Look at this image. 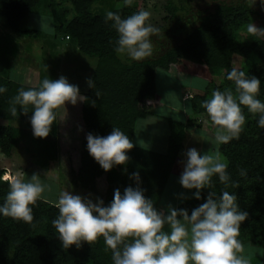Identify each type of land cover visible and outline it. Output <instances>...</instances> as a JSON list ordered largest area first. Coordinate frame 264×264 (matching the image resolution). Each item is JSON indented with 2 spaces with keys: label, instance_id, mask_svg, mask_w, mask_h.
I'll return each instance as SVG.
<instances>
[{
  "label": "trees",
  "instance_id": "1",
  "mask_svg": "<svg viewBox=\"0 0 264 264\" xmlns=\"http://www.w3.org/2000/svg\"><path fill=\"white\" fill-rule=\"evenodd\" d=\"M76 1L72 5L74 29L69 32L75 38L78 51L96 60L91 78L94 86L80 93L87 98L84 102L78 101L74 106L66 104V118L61 111L58 123L52 126L46 138L40 139L32 134V106L22 108L12 103L20 89L31 86L15 82L10 77L11 64L18 55L16 36L30 41L37 38V31L23 27L22 22L42 0H0V17L5 29V32L0 29V86L6 88L0 94V120L26 123V129L0 126V151L9 157L12 148L23 142L28 146L26 154L36 169L55 177L56 166L59 167L58 198L66 190L87 197L79 193L85 190L102 199L105 206L112 201L115 189L123 193L126 187L137 186L132 173L138 172L139 187L157 208L182 150V132L186 128L183 121L168 119V138L163 152L134 145L128 152L127 163L114 166L108 172L89 156L86 135L106 136L116 127L133 140L137 121L153 115L160 106L155 85L156 69L166 72L181 69L208 80L209 84L200 96L184 102L188 114L194 111L209 122L202 102L210 99L215 89L235 90L234 83L228 81L226 75L233 68V56L238 55L243 64L237 69L260 80L257 98L264 102V35L253 36L250 42L236 46L235 32L249 23L252 11L244 4L221 5L204 16L178 46L152 59L123 62L115 51L117 32L113 22L106 20V13L112 11L121 18L128 17L124 0ZM171 2L167 0L166 5L169 16L176 11ZM222 72L224 89L213 83L214 77ZM13 106L17 108L16 115L10 111ZM241 107L245 124L239 137L226 144L218 142L216 146V153H220L228 165V184L213 176L211 186L202 190L200 200L184 201L177 209L189 210L194 203L204 200L208 191L215 193L216 197L228 191L236 196L239 209L248 213L240 225L237 239L264 248V128L257 124L258 114ZM197 130H202L200 124ZM7 173L0 169V204L9 191ZM191 193L187 191V196ZM31 207L33 221L30 223L0 215V264H113L111 250L103 237L90 244L81 242L79 248L73 245L67 249L62 245L51 223L58 216L56 202L41 197Z\"/></svg>",
  "mask_w": 264,
  "mask_h": 264
},
{
  "label": "clouds",
  "instance_id": "2",
  "mask_svg": "<svg viewBox=\"0 0 264 264\" xmlns=\"http://www.w3.org/2000/svg\"><path fill=\"white\" fill-rule=\"evenodd\" d=\"M260 2L264 4V0ZM124 3L128 5L131 0ZM149 17L150 13L144 10L126 18L112 11L106 13V20L113 22L118 35L115 48L118 54L134 61L152 54L150 37L159 30L149 22ZM248 31L264 34V29L253 24L248 26ZM226 79L234 83L235 94L231 88L215 89L211 98L201 105L216 126V141L224 144L237 139L242 131L245 115L241 106L249 113L258 114L257 124L264 128V102L257 98L260 80L236 67L227 72ZM86 83L90 88L94 86V80ZM5 91L6 88L0 86V94ZM86 99L77 85L61 76L56 80L46 77L37 87L20 89L12 103L22 108L32 106V134L43 139L58 123L61 111L66 118V104L74 106ZM10 111L16 115L17 108L13 106ZM85 139L89 156L104 172L125 165L129 160L128 152L134 147L129 136L116 127L106 136L88 133ZM182 165L179 184L191 191L196 200L201 199L202 190L211 186L213 176L226 185L230 179L227 162L218 152L209 155L195 147L189 148ZM132 178L137 186L126 187L123 193L115 189L107 206L98 197L93 202L90 197L73 194L70 190L61 192L56 202L58 216L51 223L62 245L67 249L73 245L79 248L81 242L90 244L103 237L111 250L113 264H250L242 255L243 244L237 239L248 213L239 209L234 194L223 191L216 197L208 191L204 202L189 215L188 209L171 205L158 210L139 187V173H132ZM43 192L44 185L38 174L27 181L12 177L5 200L0 204V215L32 222L31 205Z\"/></svg>",
  "mask_w": 264,
  "mask_h": 264
},
{
  "label": "rangeland",
  "instance_id": "3",
  "mask_svg": "<svg viewBox=\"0 0 264 264\" xmlns=\"http://www.w3.org/2000/svg\"><path fill=\"white\" fill-rule=\"evenodd\" d=\"M74 1L76 0H42L34 12L28 14L22 22V26L37 31L38 35L36 39H32L31 41L28 38L16 36L18 55L11 64V80L18 83L20 81L22 82V72L24 69H27L30 75L35 73L36 77L37 74L43 75V73H46L43 70H47L48 75L44 74V76L46 75L50 79L51 77H55V80L64 76L70 84L77 85L81 93L87 91L89 86L86 81L92 78L91 65L95 63V59L85 56L78 51L75 38L69 32L71 29H74V14L72 11ZM171 4L176 9L173 16H169L166 10L167 0H131L130 4L125 5L129 16L141 10L148 11L150 13L149 22L159 30L150 37L152 41V54L144 59L158 57L167 50L181 44L200 24L204 16L212 13L221 5L244 4L249 6L252 11L249 23L235 32L234 43L236 46L250 42L253 36L261 37L264 35L262 33H250L248 31L250 24H253L258 29H264V4H261L260 0H172ZM0 29L5 32L2 17H0ZM77 55L79 57L83 56L92 62L89 67L79 73L74 71L73 68L75 59L79 58ZM118 57L123 62L133 61L120 54H118ZM242 64L243 59L241 56L234 55L232 58V66L239 68ZM155 73L156 91L160 95L161 104L163 105V107L161 105L156 110L164 109V112L168 111V119L183 121L185 124L186 128L182 132V154L189 148L195 147L202 154L214 155L216 153V146H218V142L215 139L216 128L210 120L208 122V120L199 116L194 111L188 114L185 110L186 103L184 102L190 100L192 97L200 96L202 91L208 86L209 81L181 69H174L172 72L156 69ZM222 76L223 72L214 77L213 83L215 86H220L221 89H224V86H222ZM26 84L29 86L35 85L34 83ZM172 102L175 105L176 103L179 104L175 108ZM155 118L157 121L167 124L166 121L168 119L165 121L163 117L159 116H155ZM199 124L201 129L206 132L197 130ZM141 127L138 124V131L142 130ZM163 129L166 131V135L165 133L162 134L165 140L168 138V127ZM137 142L142 148L146 147L144 145L145 142ZM17 145L18 143L13 149ZM17 147L20 154L23 153L22 150L26 152L23 145L21 146L19 144ZM30 161L27 160L28 167L32 168L30 171L38 174L40 182L44 185V192L41 197L47 198L53 203L54 194L56 192L58 193L59 167L56 166L57 175L51 177L49 173L33 167ZM32 175L28 174L24 180L27 181ZM79 193L90 197L94 201L96 199L88 191L80 190ZM191 200H193L192 193L185 201L190 202ZM203 202L204 200L198 201L196 204L194 203V206L190 207L188 211H191ZM242 244L250 264H264L263 247L250 244V242L244 243V241Z\"/></svg>",
  "mask_w": 264,
  "mask_h": 264
},
{
  "label": "crops",
  "instance_id": "4",
  "mask_svg": "<svg viewBox=\"0 0 264 264\" xmlns=\"http://www.w3.org/2000/svg\"><path fill=\"white\" fill-rule=\"evenodd\" d=\"M77 57L79 56L77 55ZM91 64L92 62H90L89 60L81 56L75 59L73 63V68H74V71L79 73L80 71L85 70ZM95 64H96V60H95V63L91 65L92 74L95 68ZM43 72H46V73H43V75L37 74V77H36L35 73H32V75H30L27 69H24V71L22 72L23 74L22 82L20 81L19 83L23 85H27L26 83H32V84L34 83L35 85H30V86L37 87L39 81L46 78L47 77L46 75H48L47 70H43ZM44 74L46 75L44 76ZM177 104L179 103H176V105ZM161 105L162 104H161V97H160V106ZM172 105H174L175 108L177 107L174 102H172ZM170 110H173V109H170ZM167 112L168 111L164 112V109L162 110L160 109L159 111L156 110L153 115L148 116L142 120H138L135 126V131H134L135 134L132 140L133 144L141 147L137 141L139 142L142 141V143L145 142L144 145H146V147H143V148L155 150L158 152H163L167 144V138L164 140V136L162 134L166 132L165 129L163 128H166L167 124H164L161 121H157L155 116L163 117L164 120L166 121L169 115ZM152 121H155L156 123ZM138 124L142 126L141 127L142 130L140 131H138L137 129ZM0 126H7V127H12V128H18V129H26V123L24 121H16V120H6V121L0 120ZM19 144H21V146L23 145L25 150L28 148V146L24 144L23 142H19L18 145ZM17 146L14 149L12 148L11 155L9 157H6L4 154H2V152H0V169H3L6 172L11 173V175L16 176L18 178L22 177V179H25L28 174H34L33 172L30 171V169L32 170V168H29L27 165V160L30 161L31 159L24 150H22L23 153L20 154ZM183 160H184V154H182V150H181L178 157L176 158V161L171 170L168 181L163 189L161 199L157 206L158 210L166 209L169 205H171L174 208H178L179 204H181L187 199L188 197L187 191L184 190L179 184V176L181 172L183 171V165H182ZM30 163L33 165L32 161H30ZM33 167L35 166L33 165ZM57 201H58V193L56 192L54 194V203ZM242 255H244L247 258L246 253L244 251Z\"/></svg>",
  "mask_w": 264,
  "mask_h": 264
},
{
  "label": "built area",
  "instance_id": "5",
  "mask_svg": "<svg viewBox=\"0 0 264 264\" xmlns=\"http://www.w3.org/2000/svg\"><path fill=\"white\" fill-rule=\"evenodd\" d=\"M12 177H16V176H13V175H11V173L8 172V173H7V178H8V180H9V182H11V178H12Z\"/></svg>",
  "mask_w": 264,
  "mask_h": 264
}]
</instances>
